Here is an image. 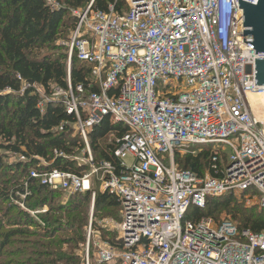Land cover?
<instances>
[{
  "label": "built area",
  "instance_id": "1",
  "mask_svg": "<svg viewBox=\"0 0 264 264\" xmlns=\"http://www.w3.org/2000/svg\"><path fill=\"white\" fill-rule=\"evenodd\" d=\"M71 14L68 87H38V108L59 103L76 117L86 160L69 157L82 168L74 172L40 159L30 178L52 191L91 193L94 203L99 192L119 198L120 237L99 243L98 264H264V232L203 214L210 199L230 195L264 211V120L251 101L264 98L256 86L264 54L244 42L239 0H116L108 12L91 3ZM74 52L90 66L87 88L72 85ZM106 120L125 129L111 134L119 170L96 162L90 147ZM203 151V174L180 168L177 158Z\"/></svg>",
  "mask_w": 264,
  "mask_h": 264
},
{
  "label": "trees",
  "instance_id": "2",
  "mask_svg": "<svg viewBox=\"0 0 264 264\" xmlns=\"http://www.w3.org/2000/svg\"><path fill=\"white\" fill-rule=\"evenodd\" d=\"M58 1L60 9H51L45 0H0V151L27 158L26 162L18 160L13 167L26 178L28 188H21L19 191L27 197V204L34 201V204H28L30 208L47 205V198L39 199L43 193H57L30 178V170L41 163L40 159L49 164L47 169L76 172L82 168H78L77 162L69 157H75L77 152L81 153L86 148L81 137L76 134V117L70 115L61 104H48L43 114L38 108V87L46 92L49 91L50 84L65 89L68 87L69 50L66 49L68 52L58 56L40 53L60 40L68 41L75 26L72 10L85 9L93 3L94 10L108 12L110 6L116 4V0ZM123 5L119 3L116 7L119 9ZM90 71V66L80 62L74 52L71 65L72 85L76 87L81 84L87 88L91 83ZM123 131V127L111 124L108 120L96 127L90 134V147L95 153L96 162L112 163L117 170L121 168V162L113 154V136L109 144H101V141L108 139L111 134L119 135ZM55 151L63 156L56 157ZM208 156L207 151H203L197 156L177 158V162L185 171L203 174ZM3 159L0 154V171L6 167ZM79 195L84 200L91 198V193ZM234 203L236 204L232 207ZM94 207L96 212L120 210L121 204L118 197L105 192L97 194ZM224 211L232 214L233 219L242 227L255 233L264 232V211L245 209L237 204L232 195L210 199L203 214L219 220V214ZM21 214L33 223L30 215L23 212ZM116 243L112 242L114 245ZM76 260L79 264L76 257L67 262L73 264Z\"/></svg>",
  "mask_w": 264,
  "mask_h": 264
},
{
  "label": "rangeland",
  "instance_id": "3",
  "mask_svg": "<svg viewBox=\"0 0 264 264\" xmlns=\"http://www.w3.org/2000/svg\"><path fill=\"white\" fill-rule=\"evenodd\" d=\"M66 49L70 51L68 41L60 40L40 54L58 56L68 52ZM255 99L251 97L252 107L255 114L260 116L264 104ZM111 140L109 135L101 144H109ZM92 153L95 158V153ZM0 154L6 165L0 171V264H51L53 261L68 264L67 261L73 257L83 264L88 254L91 264H98L96 254L99 243H116L120 237V210L96 212L92 194L89 200H84L79 195L81 193L64 191H55L57 193L51 195L43 193L39 199L47 198V205L30 208L28 204H34V201L27 204V197L19 191L27 188L26 178L13 167L20 156L4 151H0ZM76 157L78 164L86 160L83 152H77ZM249 194L253 195L254 192L250 191ZM236 201L245 209L256 208L257 212L260 211L251 202L239 198ZM21 212L30 215L33 223L30 219L27 221ZM231 215L224 211L219 214V219Z\"/></svg>",
  "mask_w": 264,
  "mask_h": 264
},
{
  "label": "water",
  "instance_id": "4",
  "mask_svg": "<svg viewBox=\"0 0 264 264\" xmlns=\"http://www.w3.org/2000/svg\"><path fill=\"white\" fill-rule=\"evenodd\" d=\"M239 3L244 14V42L256 49V54H264V0L257 5ZM256 86H264V59H256Z\"/></svg>",
  "mask_w": 264,
  "mask_h": 264
},
{
  "label": "bare ground",
  "instance_id": "5",
  "mask_svg": "<svg viewBox=\"0 0 264 264\" xmlns=\"http://www.w3.org/2000/svg\"><path fill=\"white\" fill-rule=\"evenodd\" d=\"M253 97L254 98H257L255 100H259V102H261L262 104H264V98L263 97H261V96H255V95ZM258 117H260L262 120H264V110L262 111L261 115L258 116Z\"/></svg>",
  "mask_w": 264,
  "mask_h": 264
}]
</instances>
